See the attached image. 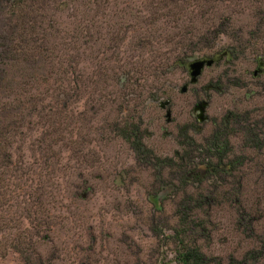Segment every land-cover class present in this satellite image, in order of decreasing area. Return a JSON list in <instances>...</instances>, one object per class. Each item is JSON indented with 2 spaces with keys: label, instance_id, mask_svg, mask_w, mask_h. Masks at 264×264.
I'll return each mask as SVG.
<instances>
[{
  "label": "rangeland",
  "instance_id": "obj_1",
  "mask_svg": "<svg viewBox=\"0 0 264 264\" xmlns=\"http://www.w3.org/2000/svg\"><path fill=\"white\" fill-rule=\"evenodd\" d=\"M42 1L35 13L42 15L53 63L11 94L10 102L20 99L24 106L22 140L9 167L22 191L12 194L4 179L0 264H22L11 248L16 235L29 264H178L176 250L190 243L225 263L264 245V142L252 149L239 131L229 136L230 153L243 154L244 163L230 176L221 174L225 183L218 181L214 205L194 211L202 221L194 234L175 237L177 201L205 182H190L191 172L187 181L170 179L168 172L158 185L152 169L112 130L115 121L120 130L137 125L153 155L183 153L191 167L206 160L196 144L224 113L264 117V69L257 67L264 61V0ZM216 26L223 32L213 34ZM211 56L215 60L189 83L187 63ZM31 99L35 110L39 102L45 108L40 118ZM199 102L205 103L202 120L194 109ZM46 143L51 158L35 152ZM237 179L241 223L235 203L221 193ZM256 264H264V255Z\"/></svg>",
  "mask_w": 264,
  "mask_h": 264
},
{
  "label": "trees",
  "instance_id": "obj_2",
  "mask_svg": "<svg viewBox=\"0 0 264 264\" xmlns=\"http://www.w3.org/2000/svg\"><path fill=\"white\" fill-rule=\"evenodd\" d=\"M33 3L35 8L30 5ZM30 4H27L25 0H0V195L8 191L19 195V192L22 191L20 187L13 183L15 174L10 172L9 167L12 166V155H15L16 150L19 148L18 141L22 140L18 129L21 127V109L24 106L20 99L10 102V99L13 98L11 94L16 90H21V84H24L23 79L25 77L33 75V73L42 75L43 64L52 65L53 63L51 48L45 45L48 34H44L40 25L42 15L41 13H35L36 10L42 11L43 1L33 0ZM223 29L216 26L212 28V32L217 35L222 33ZM35 36H40L39 44H37ZM11 70H16V72L14 73ZM16 76L20 77L18 83L15 79ZM67 101V98L63 99V104ZM29 103L33 106L32 113L38 112L36 116L40 118L39 112L45 109L44 106L39 102L40 108L35 110L33 99ZM51 108L52 106L48 105L47 111ZM54 108H56V105ZM49 114L53 115L54 112L49 111ZM25 115H28V110ZM52 123L53 121L48 122L51 128L53 127ZM261 127L264 128V117L253 120L250 118L248 111H227L222 115L210 134L203 139V142L196 144L197 148L203 146L202 159L206 160L193 163L191 167L189 166L190 162L185 160L183 153L175 152L172 157L153 155L151 150L143 144L137 125H131L130 129L125 127L120 130V122L115 121L112 130L115 136L119 138L121 136L127 141L136 161L142 162L152 169L153 180L158 185L164 182V174L168 172L167 176L170 179L175 177L179 181L182 179L187 181V176H189L187 173L191 172L190 182H205L206 185L200 190L194 191V194L183 192L182 197L177 201L175 214L178 228L174 230L176 237L184 233L189 236L194 234L195 228L200 226L202 222L201 219L193 217L194 211L199 210L204 205L206 207L214 205L216 199H220L217 195L219 183L221 181L225 183L221 174L225 173V175L230 176L233 171H236L244 163L245 156L243 154L230 153L229 136L231 134L235 135L236 131H239L240 138L245 146L260 149L264 142V131H260ZM260 133L261 138L259 137ZM16 138L18 140H15ZM43 148L35 147V152L39 157L41 155L43 157H53V154L47 151L50 150V143H46ZM47 153H50V155ZM211 157L215 161H212ZM198 167H202V174L197 171ZM175 169L178 171L174 174ZM4 179L11 181L9 186ZM185 183L183 182V184ZM7 186L10 189L8 191ZM239 187L240 184L237 179L229 188L221 190V193L228 196L232 203H235L238 211V222L241 223L242 216L245 213L240 205ZM22 202L25 203V200H22ZM247 223L248 228H244V231H246V235H250L251 225L250 222ZM1 227H6L2 219H0V231L3 230ZM16 237L17 244L14 243L11 248L20 256L22 264H29L27 254L24 253L22 248H17L19 236L16 235ZM178 241L182 243V238H179ZM263 255L264 245H261L259 248L247 250L238 259L229 256L226 262L223 263L216 257L206 256L199 250L198 246L190 243L182 244L176 250V262L178 264H256Z\"/></svg>",
  "mask_w": 264,
  "mask_h": 264
},
{
  "label": "water",
  "instance_id": "obj_3",
  "mask_svg": "<svg viewBox=\"0 0 264 264\" xmlns=\"http://www.w3.org/2000/svg\"><path fill=\"white\" fill-rule=\"evenodd\" d=\"M215 60V56H211V57H206V58H197V59H193L190 62L187 63V69H188V76H189V83H194L196 80V77L199 75L201 69L204 66H208L210 65L213 61ZM181 91L185 90V86H182L180 88ZM167 104V100L161 102L159 104L160 108H164L165 105ZM204 102H199L195 105L194 109L198 110V114H197V119L198 120H202L203 116H202V111H203V106H204ZM165 121H169L170 116H169V109L165 110Z\"/></svg>",
  "mask_w": 264,
  "mask_h": 264
},
{
  "label": "flooded vegetation",
  "instance_id": "obj_4",
  "mask_svg": "<svg viewBox=\"0 0 264 264\" xmlns=\"http://www.w3.org/2000/svg\"><path fill=\"white\" fill-rule=\"evenodd\" d=\"M257 67L264 69V61H258Z\"/></svg>",
  "mask_w": 264,
  "mask_h": 264
}]
</instances>
